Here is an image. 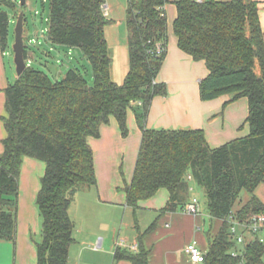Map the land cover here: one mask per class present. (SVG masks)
I'll return each instance as SVG.
<instances>
[{
    "label": "trees",
    "instance_id": "obj_1",
    "mask_svg": "<svg viewBox=\"0 0 264 264\" xmlns=\"http://www.w3.org/2000/svg\"><path fill=\"white\" fill-rule=\"evenodd\" d=\"M106 1L49 0V41L83 51L93 70V86L78 71H70L63 81L55 82L27 65L5 90L0 241L16 242L24 159L41 161L46 171L36 200L42 219L37 264H68L76 228L70 208L80 191L97 187L89 138L99 139L102 126L113 118L122 137L127 138L128 111L133 110L142 141L133 179L121 189L127 196V207L136 211L140 202L167 189L170 200L161 214L183 210L189 202L191 176L204 190L211 219L222 222L203 264H264V242L256 236L238 251L240 245L232 239L229 221L230 216L246 222L253 215H264V204L255 195L264 183V31L258 2L128 0L129 71L124 83L117 84L112 79L113 59L105 37L111 24L105 16ZM170 4L177 8L173 32L179 49L194 61L205 62L209 71L200 82L201 100L247 98V137L212 149L202 130L147 127L153 101L168 94L167 85L158 77L168 52L166 7ZM0 5L15 6L8 0H0ZM10 35L11 18L1 8L3 51ZM25 55L28 60L27 46ZM243 191L251 198L235 210ZM155 226L156 222L139 234L137 251L117 247L114 262L150 264L142 241Z\"/></svg>",
    "mask_w": 264,
    "mask_h": 264
},
{
    "label": "crops",
    "instance_id": "obj_2",
    "mask_svg": "<svg viewBox=\"0 0 264 264\" xmlns=\"http://www.w3.org/2000/svg\"><path fill=\"white\" fill-rule=\"evenodd\" d=\"M112 1H106L105 16L111 24L116 23L122 29L126 27L128 0ZM256 1L259 4V17L264 31V0ZM166 13L169 45L158 81L167 85L168 94L153 101L147 127L156 130H202L212 149L247 137L250 134L249 125L245 123L249 115L248 99L231 101V96H223L208 102L201 100L200 82L208 76L209 71L205 62H196L179 49L173 32V23L177 17L176 6L167 5ZM3 59L4 53L0 49V67L2 65L5 75L8 76ZM15 78H18L17 73ZM0 113L2 115L3 110ZM127 125V138L122 137L118 122L114 118L109 125L102 126L99 139L89 138L95 158L97 187L80 191L70 208V215L73 209L78 212L80 243L75 240V244L71 246L68 264H131L127 261L114 262V252L117 247L137 251L139 234L145 233L152 222H156L155 228L145 235L142 241L143 248L149 252L150 264H196L186 253V246L192 241H197L201 250L207 254L211 239L218 235L222 225L218 232L211 235L209 227L219 220L211 219L208 203L202 205L199 202L198 215H190L184 209L161 214V210L170 200L167 189H161L153 198L139 203V209L136 210L138 229L134 227L132 234L124 235L121 232V240L115 237L120 221L118 218L114 219V214L122 213V222L125 223L126 215L133 212L127 207V196L121 189L133 179L142 141V132L133 110L128 111ZM5 137L6 131L0 122V157L4 153L2 141ZM123 166H127V179L120 171ZM45 171V163L31 158L24 159L20 177L17 238L15 243L0 241V264H37L36 243H39V240L36 238L38 239L39 235L42 238V219L39 217L36 198ZM190 182L196 184L193 180ZM255 195L264 204V183L257 188ZM194 198L201 200L191 188L189 202ZM250 198L249 194L248 199L241 202V205ZM94 220L103 225L108 224L110 233L104 234L93 229ZM126 225L129 226L130 223ZM33 236H36L35 239ZM135 247L136 250L133 249Z\"/></svg>",
    "mask_w": 264,
    "mask_h": 264
},
{
    "label": "rangeland",
    "instance_id": "obj_3",
    "mask_svg": "<svg viewBox=\"0 0 264 264\" xmlns=\"http://www.w3.org/2000/svg\"><path fill=\"white\" fill-rule=\"evenodd\" d=\"M15 4L12 8H7L0 5L6 11L11 18V35L9 37L8 47L4 53V61L6 64L5 71L8 76L4 73V68L0 67V111L3 110V114L0 113V122L4 126L2 120L3 117L7 116L5 110V90L8 86L13 85L16 82V65L14 62V50L13 44L15 41V27L17 23L16 14L20 12H25V33L24 40L28 48V66L32 69L42 71L47 74L53 81L61 82L63 81L68 72L78 71L81 76L89 83V85H94V75L93 70L90 65L89 60L83 53L81 49L78 48H68L64 46H57L52 44L48 38L49 30V18H50V4L49 0H27L26 6L21 7L20 0H8ZM114 1V0H113ZM112 1V3H113ZM45 2V3H44ZM126 26V25H125ZM127 28H119L116 23L110 24L106 29L105 37L110 46L112 53V79L117 84H123L125 78L129 71V49L127 47ZM2 56V55H1ZM259 72V69H257ZM15 74V77H14ZM4 148V147H3ZM127 166H123L120 171L124 173V178L127 179ZM190 185L194 193L201 199L199 202L202 205L207 203V200L204 197L203 190L193 182H190ZM21 194V189L19 193V198ZM249 194L243 191L240 195V199L237 202L235 209L239 207L241 202H244L248 199ZM20 200V199H19ZM19 200H18V216H19ZM37 200V198H36ZM36 206V205H35ZM133 210V209H132ZM40 214V213H39ZM40 217V216H39ZM73 221L76 224L74 239L79 242V229H80V219L78 217V212L76 209L72 210L71 215ZM114 219H119V225L117 227V232L115 237L121 240L120 233L124 235L133 232L134 227L138 229V220L136 218V211L128 213L125 217V223H123V214H114ZM94 222L93 229L100 230L104 234L110 233L108 224L103 225L101 222ZM210 222V221H208ZM122 223V224H121ZM126 223H130L129 226ZM153 224L150 223L149 227ZM211 224V223H210ZM222 223L220 221H214L212 227H209L211 235L218 232ZM114 232V231H112ZM119 234V235H118ZM259 236L264 239V232L260 233ZM34 239L36 236H33ZM39 242L42 240L41 236H38ZM77 244V246H78ZM75 248V245H74ZM238 251H243V246H238ZM264 261V258H263Z\"/></svg>",
    "mask_w": 264,
    "mask_h": 264
},
{
    "label": "built area",
    "instance_id": "obj_4",
    "mask_svg": "<svg viewBox=\"0 0 264 264\" xmlns=\"http://www.w3.org/2000/svg\"><path fill=\"white\" fill-rule=\"evenodd\" d=\"M188 180L191 181L192 177L188 176ZM184 210L190 215L200 214L199 201L196 198L192 199L186 204ZM229 221L232 239L237 244L244 245L247 242L254 240L256 236H258L261 242H264V239L259 236L260 233L264 232V215H253L248 218L246 222H241L236 220L234 216H230ZM133 249L136 250L137 248L135 247ZM185 251L193 263H204L206 254L201 250L197 241L189 243L186 246Z\"/></svg>",
    "mask_w": 264,
    "mask_h": 264
},
{
    "label": "water",
    "instance_id": "obj_5",
    "mask_svg": "<svg viewBox=\"0 0 264 264\" xmlns=\"http://www.w3.org/2000/svg\"><path fill=\"white\" fill-rule=\"evenodd\" d=\"M27 0H20L21 6L26 5ZM15 41L13 44L14 62L16 65L17 76H21L27 68L26 59V44L24 40L25 33V12L22 11L18 14L17 23L15 27Z\"/></svg>",
    "mask_w": 264,
    "mask_h": 264
}]
</instances>
